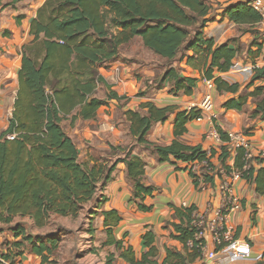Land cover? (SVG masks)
<instances>
[{"label":"trees","instance_id":"1","mask_svg":"<svg viewBox=\"0 0 264 264\" xmlns=\"http://www.w3.org/2000/svg\"><path fill=\"white\" fill-rule=\"evenodd\" d=\"M210 10L205 0L44 1L30 21L31 40L23 45L14 108L6 128L0 131V224L8 225L17 217H28L35 226L42 227L54 214L74 218L86 207L94 214L97 210H92L90 203L99 208L106 200L101 192L111 180L118 162L125 164L126 175L132 182L131 200L135 201L137 209L151 210L144 200L158 188L143 182L146 162L132 152L134 146L110 145L111 150L123 151V155L112 163L98 160L91 165L84 164L79 161L76 143L62 125L69 115L70 123L79 117L92 119L98 107L108 99L124 98L116 92H109L103 99L95 96L97 85L107 86L98 68L117 59L120 47L135 36L141 38L144 47L168 61L174 60L186 45L191 54L186 56L185 64L198 70L202 78L213 80L220 94L234 95L223 101L224 109L241 111L251 97L255 107L250 116L264 119V85L242 92L240 83L228 82L217 75L232 68L238 48L234 40L218 44L214 38L204 35ZM222 14L241 29L242 34L259 32L255 26L264 23L262 15L245 0L229 2L222 8ZM251 47L247 48V54L259 55L264 42L255 38ZM252 65V76L246 87L264 78V64L256 66L252 61ZM197 81L198 78L182 74L169 63L154 83L157 87L168 84V91L173 95H191ZM140 108H145L146 113L125 111L129 132L135 144L157 154L158 162L167 161L175 166L177 162L187 163L196 188L201 183L213 185L216 177L221 179L220 168L225 174L236 170L242 179L254 185L257 195H264V159L254 157L253 161H246L245 148L237 147L232 164H228L231 157L226 143L228 136L219 126L216 130L222 143L218 150L206 151L200 144L180 140L187 131L186 124L201 116L199 108L176 111L174 105L158 107L152 102L142 103ZM173 113L171 143L160 145L149 141L146 135L153 123L164 122ZM214 156H217V164L211 160ZM202 162L199 170L194 169L195 164ZM169 206L173 214L166 225L171 227L170 237L181 244V249L164 245L161 254L155 244L156 234L147 228L141 235L144 249L139 257L130 245L125 246L114 236L113 228L121 220L119 212L115 209L100 211L106 233L104 244L114 246L118 252L117 255L108 252L103 264H116L117 257L126 264H191L201 259L204 239L196 238V206L171 203ZM12 230L15 238L21 237L30 243L32 253L40 256L42 263L47 262L55 244L52 237L35 240L18 222ZM13 245L20 246L19 242ZM1 254L9 258L8 250ZM254 264H264V253Z\"/></svg>","mask_w":264,"mask_h":264},{"label":"crops","instance_id":"2","mask_svg":"<svg viewBox=\"0 0 264 264\" xmlns=\"http://www.w3.org/2000/svg\"><path fill=\"white\" fill-rule=\"evenodd\" d=\"M44 1L0 0V131L6 128L14 108L23 45L31 40L30 21ZM231 1L223 3L221 8H211L208 14L209 21L204 27V35L214 37L218 44L231 40L230 33L233 31L231 25L235 24L222 14V8ZM257 28L264 31V23L258 24ZM261 41L264 42V33ZM120 54L119 52L117 59L98 68L107 86L97 85L95 96L103 99L109 92H116L124 98L108 99L106 103L98 107L96 116L92 119L83 120L79 117L73 123L69 120V127L65 131L76 143L79 161L84 164L91 165L98 160L106 162L111 160L109 163H112L117 157L123 155V151L117 150L110 155L108 153L109 156L105 160L101 155L110 150V145H134L132 152L146 162L143 182L158 188L144 200L146 205L152 207L151 210L140 211L135 201L131 200L132 182L126 175L123 162L116 163L111 180L101 192L106 196V200L94 210L100 212L115 209L119 212L121 220L113 228L114 236L122 240L125 246L130 245L137 257L144 249L141 244V235L147 228L152 229L156 234L155 244L163 254L164 245L181 249V244L170 237L171 227L166 225V222L172 220L173 214L169 203L176 206H196L198 213L203 216L205 224L208 225L216 220L214 211L224 202L225 194L221 191L220 178L216 177L213 185L201 183L200 187L196 188L189 175L187 163L177 162L176 167L167 161L158 162L157 154L152 149L135 144L129 132V122L125 111L131 109L146 113L145 108H140V105L145 102H152L158 107L174 105L176 111L189 109L197 106L205 94H210L214 102V114L211 116L203 113V118L200 120H190L186 124L187 131L180 140L186 144H200L206 151L211 148L218 150L222 143L216 130L219 126L227 133L247 132V138L255 154L264 150V119L250 116L255 107L251 97L247 99L241 111L224 109L223 101L234 95L220 94L215 87L208 88L200 72L188 65L183 66L187 72L181 73L198 78L196 87L191 95L181 93L173 95L168 91V84L157 87L154 83V80L160 79L163 72L157 74L160 66L156 61L159 58H120ZM121 55L129 57L126 54ZM252 61H255L256 66L264 64V58L251 59L237 56L234 59L235 67L217 75L228 82L240 83L242 92L250 91L256 85H264V78H262L246 87L252 76V72L247 71L246 68L252 64ZM174 116L175 113L164 122L153 123L146 138L160 145L171 143L174 139ZM232 156L231 154L227 160L228 164H232ZM211 160L214 164L218 163L217 156L212 157ZM262 165L264 166V160ZM198 169L197 166L196 170ZM231 190L238 198L239 208L226 214L224 224L232 229V232H236L233 234L235 237L246 239L252 248L250 259L231 264H254L255 258L264 253V195H257L254 185L244 179L235 180ZM99 216L102 221L103 217L100 214ZM209 247L211 248L210 243ZM30 255L34 256V259L37 257L35 254H29L25 258L22 255L21 258L26 262L27 259H32ZM191 264L229 263L220 262L217 258L211 263L197 259Z\"/></svg>","mask_w":264,"mask_h":264},{"label":"rangeland","instance_id":"3","mask_svg":"<svg viewBox=\"0 0 264 264\" xmlns=\"http://www.w3.org/2000/svg\"><path fill=\"white\" fill-rule=\"evenodd\" d=\"M211 8H221L223 3L229 0H205ZM235 1V0H232ZM213 4V5H211ZM212 12V11H211ZM232 26V32L230 33L231 40L235 42L238 48V55L241 58H264V53L258 55L254 53L253 56L247 54V48L251 47V42L253 39L261 40L264 31H261L257 26L259 32L253 30L251 32L241 33L236 25ZM244 28V27H242ZM243 35V36H242ZM186 45L180 50L178 55L174 60L168 61L167 59H162L157 57L153 52L143 46L140 37L135 36L129 42L123 44L120 47V53L126 54L129 57L120 54V58H159L157 64L160 68L157 74H160L164 68L171 63L176 66L181 72H187V69L183 67L185 64V59L187 55L191 52L186 50ZM251 48L255 47L252 46ZM244 55V56H243ZM258 55V56H257ZM161 58V59H160ZM69 118L64 119L63 128L69 127ZM124 146H134V145H124ZM116 150H108L104 152L102 156L103 159L114 153ZM109 153V155H108ZM113 157V156H112ZM111 160H109L110 162ZM92 210H94L93 204L90 203ZM87 211V207L83 212H81L77 217H64L59 215H53L50 217L48 223L42 227H37L31 219L28 217H17L11 224H0V252L3 250H8V257L10 259H19L21 255L27 257L29 254H33L31 251V245L28 241L23 240L21 237L15 238L13 235L12 227L14 223H20L27 234H31L36 240L37 237L46 239L48 236L52 237L55 244L52 245V251L48 255V260L42 263L41 257L37 255L34 259H27L25 264H103L104 257L108 252H114L115 255L118 252L114 249L112 245H105L106 233L103 228V223L100 220L99 212ZM232 232V229H231ZM236 233L235 231L232 234ZM14 242H19L20 246L17 248L13 245ZM37 260V261H35ZM203 262L211 263V260L206 257H202ZM116 264H124V261L120 258H116Z\"/></svg>","mask_w":264,"mask_h":264},{"label":"built area","instance_id":"4","mask_svg":"<svg viewBox=\"0 0 264 264\" xmlns=\"http://www.w3.org/2000/svg\"><path fill=\"white\" fill-rule=\"evenodd\" d=\"M248 2L251 8L260 13L264 18V0H245ZM212 37V36H209ZM214 38V37H212ZM215 40V39H214ZM235 65L232 66V68ZM231 68V69H232ZM253 65L251 64L246 68L247 71L252 72ZM205 84L208 88H214L213 80L205 79ZM201 110V116L197 118L200 120L203 118V113H208L211 116L214 114V102L210 94H205L199 104L196 106ZM228 141L226 142L231 154L233 155L237 147H243L246 150V161L252 160L254 157L264 159V150L258 151L256 154L253 152V148L250 144L248 136L239 131H231L227 133ZM12 137V136H9ZM201 164H195L194 169L200 168ZM199 170V169H198ZM219 172L222 175L221 178V191L225 194V200L221 206L215 209L214 214L216 220L210 224H205V220L201 214H196L197 219L194 225L198 228L196 238L204 239V244L201 246L202 257H206L211 261H216L217 258L223 263H235L241 260L250 259L252 253L251 244L244 238L235 237L230 228H227L224 224L225 216L227 213L239 208V202L236 195L232 192L231 186L235 180L242 179L239 171L232 170L229 174H225L223 169L220 168ZM209 236V238H208ZM208 238V239H207ZM209 243L211 248L209 247ZM190 244V243H189ZM6 250L4 249L3 252ZM261 255L257 256L255 260L259 259ZM0 264H25L22 258L19 259L5 258L0 252Z\"/></svg>","mask_w":264,"mask_h":264}]
</instances>
